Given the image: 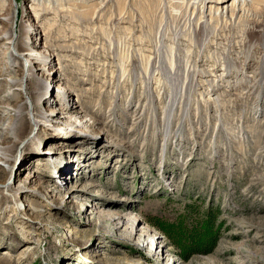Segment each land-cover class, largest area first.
<instances>
[{
	"label": "rangeland",
	"instance_id": "1",
	"mask_svg": "<svg viewBox=\"0 0 264 264\" xmlns=\"http://www.w3.org/2000/svg\"><path fill=\"white\" fill-rule=\"evenodd\" d=\"M214 1L4 0L0 264H264V0ZM188 202L219 229L183 258L147 221Z\"/></svg>",
	"mask_w": 264,
	"mask_h": 264
},
{
	"label": "trees",
	"instance_id": "2",
	"mask_svg": "<svg viewBox=\"0 0 264 264\" xmlns=\"http://www.w3.org/2000/svg\"><path fill=\"white\" fill-rule=\"evenodd\" d=\"M183 215L177 224L167 223L160 218H149L147 223L164 232L180 250L183 258L192 254H206L217 239V210H200L193 202L183 207Z\"/></svg>",
	"mask_w": 264,
	"mask_h": 264
},
{
	"label": "bare ground",
	"instance_id": "3",
	"mask_svg": "<svg viewBox=\"0 0 264 264\" xmlns=\"http://www.w3.org/2000/svg\"><path fill=\"white\" fill-rule=\"evenodd\" d=\"M202 1H204V0H202ZM205 1H207V0H205ZM213 1V0H212ZM237 1V2H236ZM214 2H216V4H221V3H223V2H225V0H215ZM241 2H247V3H249V0H233L232 1V3L230 4V11H235L236 9H237V7L240 5V3ZM243 4V3H242ZM238 5V6H237ZM4 7H5V2H4V0H0V13H1V11L4 9ZM44 7H47L44 3H42V0H31V6H29L28 7V9L26 10L27 12V15L26 16H28V17H31L32 15H34L35 17L36 16H38V15H45L46 14V12H47V10L45 11L43 8ZM221 10V13H222V11H223V14H227L228 13V9H223V7H218V8H215V7H210V11L209 12H211V11H214V10H216V11H218V10ZM37 11H39V12H41V14H39ZM56 11H59V9H57L56 8ZM0 19H4V20H9V19H11V17L10 16H6V17H1L0 16ZM40 27V26H39ZM27 31V30H26ZM25 31V32H26ZM7 35H8V37H7V41H8V43L9 42H11V39H12V36H11V33H6ZM24 47L22 48V52H20V54L19 55H24V56H26V57H30L31 59H33V58H36V59H38L37 58V54L35 53V51H33L31 48H29L28 47V45H23ZM40 59H41V57H40ZM30 60V59H29ZM57 89H59V90H62L60 87L59 88H57ZM15 96H16V94H14ZM34 96H32V99H34V102H38L39 100H40V98L42 97V95H43V91L42 90H40V91H37V94H33ZM74 105H72V106H75V102H72ZM71 107V106H70ZM2 108H4L3 109V113H4V115L5 116H9V112H12V111H14V109H12V108H9V107H5V106H2ZM74 108V107H73ZM78 110H81L80 108H77ZM21 111H22V107L21 108H19L16 112H17V114L19 115L20 113H21ZM79 114H80V112H76V114H75V118H79ZM69 118H71V117H69ZM92 119L93 120H95L96 121V119H95V117L94 116H92ZM1 120V119H0ZM44 121H46V119L45 118H43V120H42V122H44ZM1 125H2V139L4 138L3 137V133H5L6 132V130H8L9 129V127H10V123H9V125H4V123H3V120L1 121ZM17 126H18V128H16V130H15V132H19V131H22V126H20V125H18V123L16 124ZM66 129V128H65ZM14 131V128L12 127V132ZM57 133H55L54 134V136L56 135ZM0 136H1V134H0ZM37 142L39 143V141H38V138H37ZM34 143V149L35 148H38V143ZM0 144H2V140L0 139ZM51 146L53 147V148H55L56 146H57V144H55V143H51ZM10 149V145H7V147L5 146V147H0V160H5L6 158H7V155H8V153H7V151ZM34 151V150H33ZM32 151V152H33ZM32 158V161L33 160H43L45 163L44 164H46V163H49L48 161H47V159L46 158H48V156H38V157H36V158H34V157H31ZM30 158V159H31ZM52 158V157H51ZM43 164V165H44ZM56 165L57 164H55L54 166H52L53 168H56ZM55 175H57V177L59 176V175H61L60 177H62V172L61 171H59L58 169H57V171L55 172ZM48 178H49V174H48V176H47ZM33 179V175L32 176H29V175H27L26 176V178H24L23 180H24V184H26V183H29L31 180ZM74 187H76V186H74ZM74 200H76L75 198H72L71 200H69V202L68 203H73V201ZM104 214H98V216H103ZM107 216L109 215V214H106ZM136 229H134V233H136ZM132 233V232H131ZM141 235H144L146 238H145V242H146V244H147V246H149L150 248H152V249H155V246H157V241H155L156 239H154V236H149L148 234H141Z\"/></svg>",
	"mask_w": 264,
	"mask_h": 264
}]
</instances>
